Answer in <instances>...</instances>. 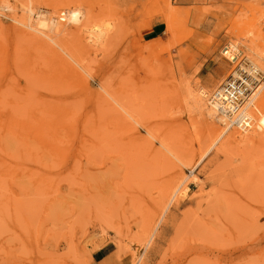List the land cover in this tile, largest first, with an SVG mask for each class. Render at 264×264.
I'll use <instances>...</instances> for the list:
<instances>
[{"label":"rangeland","instance_id":"obj_1","mask_svg":"<svg viewBox=\"0 0 264 264\" xmlns=\"http://www.w3.org/2000/svg\"><path fill=\"white\" fill-rule=\"evenodd\" d=\"M258 1L0 0V264H264V142L212 145L188 102L225 45L264 71Z\"/></svg>","mask_w":264,"mask_h":264},{"label":"bare ground","instance_id":"obj_2","mask_svg":"<svg viewBox=\"0 0 264 264\" xmlns=\"http://www.w3.org/2000/svg\"><path fill=\"white\" fill-rule=\"evenodd\" d=\"M57 3L61 4L59 1ZM59 4H57V5L60 6ZM58 6H56V7H58ZM62 6H64V5L61 4L60 7H62ZM255 8L260 13H264V0H259L257 2V5H256ZM70 13L71 14L67 15L69 17L68 25H69V23L73 24V22L77 23L78 18H79L78 14L75 11L70 12ZM259 17H256V19H253V21H252V25L255 28L253 29L252 36L250 38L251 39L250 40V43H251L250 44V50L256 56L257 60L261 64H264V32L261 31V26L259 27V19H258ZM59 20L60 21H66V12L65 11H62L61 13H59ZM79 21H80V19H79ZM48 22L49 21H46V20L43 19V21L42 20L39 21L38 24L41 27H43V28L45 26L47 27L48 25H50L49 26V30L51 31L50 33H53V34H58L59 35L61 32L65 31V27H67V23H66V25H64V24L60 25V24H58V22H55V20L54 21L51 20L50 24ZM78 30H80V29H78ZM78 30L76 31V34H77ZM74 31H75V29H74ZM74 31H73V33H74ZM33 34H35V33H33ZM68 34H71L69 32V30H68ZM75 36H74V38H75ZM38 37H37V39H38ZM41 37H43V36H41ZM53 39L54 38H52V40ZM82 42H83V40H82ZM80 45H81V43H80ZM80 51H81V49H80ZM52 54H53V52H52ZM72 55H73V52H72ZM125 67H126V64L124 63V61L121 62V67L120 68L118 67V70L120 69L118 74H120L119 77H120L122 82L123 81L125 82V80L129 78L128 77L129 74L126 73ZM227 78H229V74L226 76L225 79H227ZM223 82L224 81H222L214 89V91H212V94H211V96H210V98L208 100L209 106L205 102L206 101L205 100V96L206 95H204V93H202V91H199L200 96L195 94V93L191 94L190 97L188 96L190 98V99L188 98V100H189L188 102H189L190 106L200 115V117L205 122H207V123H209L211 125L210 127L212 128L213 132L215 133V141L212 143V145L218 143V141L220 139L222 141V143H220V145H224V144L229 145V144H234V143H236V145H238L237 143L260 144V143L264 142V115H262V117L257 122L258 125L256 124V126H258V128H255V129H259L260 128V131L261 130L262 131L261 132L257 131V130L254 131L255 130L254 129V130H252V132L247 133L250 129H253V127H254L252 125V121H253V118L255 116H258V115H256V114H258L256 112L264 110V90H262V88H264V85L259 86L251 95H244L243 94L242 97L238 98L237 100H233V98L229 99V95L225 94L222 89H219V87L222 85ZM215 92H216V94H215ZM110 96H111V94H110ZM126 105H127V103H126ZM121 108H122V106H121ZM128 109H127V111L129 113L130 109L129 110ZM127 111H125V112H127ZM122 113H124V110L122 111ZM131 113H133V111ZM124 115H123V118H126L127 115L125 117H124ZM121 116H122V114H121ZM122 121H124V119ZM217 122L218 123L219 122L223 123V128L220 129L219 125L217 124ZM129 125H131V123H129ZM235 126L238 127L236 129H238L240 131H243L245 134H241V132L237 133V131L231 129L232 127H235ZM194 181H195V179H194Z\"/></svg>","mask_w":264,"mask_h":264},{"label":"built area","instance_id":"obj_3","mask_svg":"<svg viewBox=\"0 0 264 264\" xmlns=\"http://www.w3.org/2000/svg\"><path fill=\"white\" fill-rule=\"evenodd\" d=\"M222 53L235 62L229 78L219 87L229 95V99L237 100L243 94L251 95L259 86L264 85V71L247 57L241 56L235 47L225 45Z\"/></svg>","mask_w":264,"mask_h":264},{"label":"crops","instance_id":"obj_4","mask_svg":"<svg viewBox=\"0 0 264 264\" xmlns=\"http://www.w3.org/2000/svg\"><path fill=\"white\" fill-rule=\"evenodd\" d=\"M192 0H180L181 6H188L191 4ZM214 1V0H206ZM166 30V25L161 21L153 22L149 28L144 32V36L147 37V40L156 39L161 37Z\"/></svg>","mask_w":264,"mask_h":264}]
</instances>
